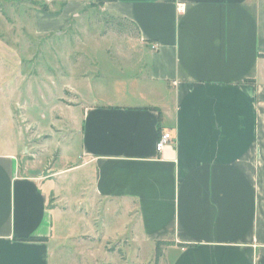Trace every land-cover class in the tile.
I'll return each instance as SVG.
<instances>
[{"label": "crops", "instance_id": "0c3cea01", "mask_svg": "<svg viewBox=\"0 0 264 264\" xmlns=\"http://www.w3.org/2000/svg\"><path fill=\"white\" fill-rule=\"evenodd\" d=\"M84 5L66 2L46 30ZM100 8L136 29L142 79L122 96L80 102L72 165L42 169L20 132L19 145L0 143V264H54L62 213L82 229L64 230L60 244L120 205L125 232L108 239L136 240L139 227L144 242L170 243L163 264H264V0ZM164 131L172 142L158 153ZM74 171L87 177L75 190Z\"/></svg>", "mask_w": 264, "mask_h": 264}, {"label": "rangeland", "instance_id": "374dc122", "mask_svg": "<svg viewBox=\"0 0 264 264\" xmlns=\"http://www.w3.org/2000/svg\"><path fill=\"white\" fill-rule=\"evenodd\" d=\"M68 1L0 0V143L19 145L20 132L42 169L77 160L75 116L81 101L122 96L142 79L134 60L141 53L136 29L105 14L97 0H72L85 4L83 9L46 30L48 22L59 20L50 16L62 12ZM41 24L43 30L38 29ZM66 178L75 181V190L87 177L74 171ZM69 201L80 203L74 194ZM121 207L115 215L107 208L99 212L104 238L95 223L75 240L60 244L64 230L82 229L74 214L62 213L51 243L54 264H155V244L140 238L139 227L136 240L108 239L124 231ZM131 234L128 228L126 236Z\"/></svg>", "mask_w": 264, "mask_h": 264}, {"label": "trees", "instance_id": "16d2710c", "mask_svg": "<svg viewBox=\"0 0 264 264\" xmlns=\"http://www.w3.org/2000/svg\"><path fill=\"white\" fill-rule=\"evenodd\" d=\"M98 3L103 4L104 2H111L112 0H97ZM120 20V19H119ZM125 22V21H124ZM125 23H128V22H125ZM130 24V23H128ZM132 26V24H130ZM134 27V26H132ZM39 240H43V239H39ZM170 245V243H167V242H156L155 243V264H158L160 259L162 258L163 256V249L164 247Z\"/></svg>", "mask_w": 264, "mask_h": 264}, {"label": "built area", "instance_id": "2783aa9c", "mask_svg": "<svg viewBox=\"0 0 264 264\" xmlns=\"http://www.w3.org/2000/svg\"><path fill=\"white\" fill-rule=\"evenodd\" d=\"M172 142V135L169 131H164L160 134L156 143V151L161 153L166 145Z\"/></svg>", "mask_w": 264, "mask_h": 264}]
</instances>
